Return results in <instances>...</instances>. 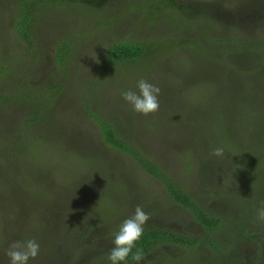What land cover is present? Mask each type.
I'll list each match as a JSON object with an SVG mask.
<instances>
[{
  "label": "rangeland",
  "instance_id": "1",
  "mask_svg": "<svg viewBox=\"0 0 264 264\" xmlns=\"http://www.w3.org/2000/svg\"><path fill=\"white\" fill-rule=\"evenodd\" d=\"M11 1L0 0V60H4L9 68L5 82L0 86V93L7 96L0 101V147L11 140L25 142H20L11 160L0 157V221L5 218L0 227L6 226L7 221L10 225L2 233L3 237L0 235L1 252L8 248L3 246L6 244L4 239L13 240L12 243L35 239L40 244V253L29 264H68L69 256H75L69 264H111L108 253L113 247L114 235L123 221L134 214L137 205L151 217L146 224L148 228L182 233L192 240L208 239L207 231L193 213L168 198L163 184L154 175L101 142L96 117L124 125L123 130H119L131 138L129 143L152 158L164 172L170 173L198 203L209 204L220 218L237 222L241 215H238V203L243 206L249 201L244 193L250 189L243 185L262 182L264 168L251 172L246 171L245 165L238 168V151H228L223 145L218 146L225 150L223 158L212 155L215 149L212 144L210 147L213 148L208 152L204 150L201 156L191 155L187 162L183 149L194 129L206 133H200L198 142L208 146L210 138L218 133L212 129L218 126L217 118L226 131L229 129L228 136L241 146L238 128L231 125L228 116L237 103H251L248 93L262 92V86L253 90L251 81L260 79L264 73L261 77L254 76L256 64L245 56L247 65L242 77L225 75V79H218L228 68L215 62L211 71L201 65L204 59L195 60L185 48H171L170 45L180 35L187 37L196 34L197 30L210 32L220 44L228 45L227 49L238 47L237 41H229L231 38L240 40L252 36L256 40L264 33V0H176L164 12L153 11L154 16L150 19L145 13L132 15L127 3L131 0L107 10L105 6L89 7L87 13L80 9L74 13L63 6L43 7L34 16L37 31L33 37L35 41L30 44L16 35L21 9ZM134 1L138 9L143 4L142 0ZM206 8L215 11L219 17L210 19L212 28L206 16L201 14V10L208 11ZM105 12L112 21L111 28L104 26L97 32L82 34L85 40L79 41L81 43L73 49L69 63L73 76L67 92H62L51 107L42 109L43 117L33 124L31 134L24 133V121L39 115L41 106L31 103V98V104L22 103L19 97L28 95L32 91L30 87L39 86L43 81L41 78L50 76V69L56 67L57 46L65 34L80 29L78 27L85 18L94 24L96 17H103ZM179 15L182 18L176 20ZM92 25L89 26L94 29ZM125 37L129 40H165L167 51L131 65L136 76H132L129 69L111 70L107 67L106 50L111 43L124 41ZM202 44L208 55L207 45ZM218 49L222 51L221 45ZM249 65L253 67L247 68ZM51 74V82L60 86L63 78ZM100 76L102 81H96ZM141 79L161 90L160 110L147 117L136 113L122 97L128 90L138 92L137 84ZM229 97L232 98L227 101ZM93 114L96 117H92ZM243 141L249 149L254 145L250 139ZM226 142L234 148L233 141ZM28 147H34L33 153L26 151ZM251 152L256 159L264 161V154L259 149H251ZM201 158L209 162L203 164ZM207 165L211 168L208 174L203 172ZM260 165L264 166V163ZM249 166L255 167L257 163L251 162ZM224 192L230 193L231 197L225 196ZM29 210L31 215L38 216L35 223L32 218L28 220L30 227L26 225ZM84 221H87L86 226ZM229 227L224 226L221 230V233L225 232L227 243L232 239ZM262 235L263 232L256 233L257 240L248 245L238 242L229 252L248 250L245 264H264ZM198 244L185 249L163 243L151 253L149 262L142 261L141 264H195L197 261L207 264L199 252L211 253V246L203 241ZM211 261L224 263L222 257L212 256ZM0 264H9V258L0 260Z\"/></svg>",
  "mask_w": 264,
  "mask_h": 264
},
{
  "label": "trees",
  "instance_id": "2",
  "mask_svg": "<svg viewBox=\"0 0 264 264\" xmlns=\"http://www.w3.org/2000/svg\"><path fill=\"white\" fill-rule=\"evenodd\" d=\"M14 1L15 4L17 3V5L20 6L21 9L20 11L21 14L18 16L16 22V35L30 44L31 42L35 41L33 37L37 31L36 28L37 25L35 23L34 16L38 12V10H40L43 7L56 8V6H63V8L71 9L72 12L74 13H76L78 9L82 10L84 13L85 12L87 13V10H90L89 7H94L98 9L100 7L105 6L107 10L109 8L111 9L123 5L121 3L128 0H12L11 2ZM142 1L143 4L140 6L139 9L136 4V1L131 0V3L127 2L129 3L128 9H130V11L133 13L132 15H134L135 17L140 16V14L142 13H145L144 14L145 17H148L149 19L152 16H154L153 11L155 13H158V11L164 12V10L169 8L172 3L176 2V0L175 1L142 0ZM117 3L118 5H116ZM177 5L178 4H176V7H178ZM259 5L262 6L261 4ZM193 9L195 10L196 8L194 7ZM137 10L139 12V15L137 14ZM183 14L186 13L183 12ZM183 14L181 15L182 17ZM201 14L203 16H206L205 19L210 23V28H212L213 25L210 19L219 18L217 13H215V11L213 10H208V11L201 10ZM172 15L174 16V13H172ZM181 16L179 15L178 17H176V20H179V17L182 18ZM86 19L87 18L83 19L84 23H81V25L78 27V28L81 27L80 29L65 34L63 36L62 42L59 43L57 46L56 58H54L56 67L52 71L50 69V72L58 77L63 78L61 79L63 81L61 82L60 86H56L54 85L55 83L51 82L50 78L52 77L51 76L52 74L50 73V76L47 75L41 78V81L42 80L43 81L40 83L39 86L30 87L32 91L29 92L28 95H25V97H19L22 103H29L30 101L29 98H31V103L41 106V107L38 106L39 108H41V111H39L40 112L39 115L33 116L32 119L30 118L31 120L27 118L24 121V126H23V129L25 131L24 133L31 134V132H33V126H34L33 124L35 122H38L39 119L43 117L42 115L44 112L42 111V109L44 110L45 108L51 107L53 103H56L55 102L56 99L58 100L62 92L63 94L67 92V88L71 84L72 76H73L72 70H69L70 69L69 63L70 61H72L71 56L73 54V49L77 47L79 43L84 42L85 40V37L82 34L85 32L91 33L94 30L97 32L98 29H100V27L105 28L104 26L111 28L112 25V21L106 12L103 17H100L99 19L96 17L94 24L90 21L88 22ZM89 25H92V27L95 28L92 29L90 28ZM209 33L210 32L207 31L204 32L197 30L196 34L195 33L190 34L187 37L186 36L182 37L180 35V37H178L175 42L172 41L173 45H170V47L171 48L183 47L185 48L186 51L190 53L188 54L192 56V58H194L195 60L204 59L205 61H202L201 65L204 64V67L211 71H212V67H214L212 66V64L214 65L215 62L221 63L220 67H223L224 69L228 68L229 74H225L226 72H228L225 70L222 73L223 75H221V77L218 76V79H223V78L225 79V75L226 77L228 75L233 78L234 76L242 77L241 75L243 74V70H244L243 68L245 65H247L245 63V56H249L252 63L256 64L254 66L255 67L254 71L256 75L254 76L261 77L263 75L264 33H262L260 37L256 40L252 36L251 37L245 36L240 38V40L238 38H237L238 40L231 38L229 41H234V43L235 41H237L238 47L236 49L232 47L227 49L229 47L228 45L220 44L219 43L220 40H216V38H212ZM135 39L136 40L133 39L129 40L128 38L125 37L124 41H117L111 43L108 46V49L106 50L107 52L106 55L108 59H106V61H108L107 67L109 69L114 71H116L117 69L119 70L129 69L131 71L130 69L131 65L134 66L135 64L142 63L143 61L151 60L155 58L157 55H159L160 52L167 51L166 49L167 42L165 40L149 41V40H143L145 38H135ZM203 42L207 45V48L210 51L208 55H206L205 51L203 50L204 49L202 44ZM220 45L222 47V51L218 49ZM226 52H228L229 54H227ZM223 58L225 59V61L223 60ZM230 61H233V64H231ZM251 67L253 66L251 65L247 66V68H251ZM8 69L9 68L7 66V63L4 60H0V86L2 82H5L4 76L8 71ZM131 74H133L132 76L137 75L136 72L134 71H131ZM96 81L99 82L102 81V76H100L98 80L96 79ZM251 86H253V90L256 88V86L258 88H260L261 86L264 88V75L258 80L251 81ZM19 91L23 93V90L20 89ZM3 95L4 94H2L1 92L0 101L1 99H6L7 96H3ZM247 96L250 98L249 102L251 103H247V101L241 104L237 103L236 105H234L235 108L232 107L233 113H231L228 116L229 119L231 118L230 119L231 125L233 127L235 126V128L236 127L238 128V134L240 136L238 135L237 137H239L240 140L242 139L241 146L238 145L239 142H234V139L231 138V136H228L227 133L229 129L226 131L225 125L221 123L222 121L219 118H217L216 121L218 122V126H215L212 129L218 130V133H216V136H212L210 138V142L208 146L207 145L205 146L203 143L198 142V138H200L199 136H201L200 133L206 134L201 129L200 130L198 129L199 131H196L194 129L192 133H190V136H188V144L185 143L184 149L183 146L180 147V150L183 149L186 154V157L184 159L185 162L190 160L189 157L191 155H193V157L197 155L201 156L200 153L204 152V150L208 152L211 148H213L210 147L213 144L215 148L218 147L219 145H223L228 151L237 150L238 155L236 157V165L238 166V168L241 167L242 165H245L246 171L248 172H251L253 169L258 170L264 168V166L260 165V163H264V161L256 159L253 153L251 152V149L252 151H254L257 148L260 150V153L264 154V89L262 90L261 93H254L253 95L248 93ZM231 98L232 97H229L227 101H229ZM92 117H96V115L93 114ZM63 118H64V114H63ZM95 119L98 121L100 125L99 137L101 142L104 145L108 146L110 149L112 150L115 149L116 151L123 153L127 157H130V159L134 160L143 171L154 175L157 178V180H159L163 184L165 193L168 196V198H170L175 203L180 204L183 208L193 213L197 222L208 233V239L203 238V240L202 239L192 240L188 236H185L182 233L178 234L170 231L148 228L145 226L144 235L141 241L138 242L137 244V248H143L144 250L145 259L143 262H149L151 260L150 259L151 253L159 246H161L163 243H172L175 244L176 246H183L185 247V249H187V248L199 246L198 243H201L203 241L204 243L211 246L212 249L211 253H205L203 251L199 252L200 256H203L202 258L207 262V264H214L211 261L212 256L222 257V259L224 260L223 264H245L246 253L248 250L244 252L240 251L238 253H230L229 250H232V247L237 246L238 242L239 245L240 243H245L248 245L249 242L257 240L255 239V234L259 232H263V235L260 237V239L262 242H264V221H260L257 219V210L261 207H264V180L262 182L260 181L255 182V183L260 182L261 183L260 185H255V183L254 184L245 183L243 185L250 189V191L244 193V197H246V199L249 201L247 202L246 205L243 206H241L240 202L238 203L239 204L238 215L239 214L241 215L236 223H234L230 219H226V218L222 219L215 213V210H211V206L209 204L206 205L204 203L201 204L198 203L196 198L188 194L185 190L182 189L180 185H178V183H176V181L170 175V173L164 172L159 166L156 165V163L152 160V158L143 154L139 149H137V147L131 145L129 143V140H131V138L125 135V133L120 132L119 130V129L123 130L124 125L122 124L119 125V122H111L108 119L104 120L102 117H96ZM29 127L30 129H27ZM204 129L205 127L203 128V130ZM210 131H208L209 136H210ZM193 132H197V134L193 135L195 134ZM244 138L246 139V142L247 139H250L252 144H254L250 149L243 144ZM228 140L234 142L233 149H231L227 144L226 141ZM21 141H23V143L25 142L24 140L19 141L16 139V140H11L10 142H6L7 144L3 143V145L0 147V157H4L5 160L7 161L11 160L14 151L17 150L18 145L20 144ZM90 144L93 146L94 141H92V143L90 142ZM200 146H202L203 148H199ZM33 150L34 147H28L26 149V151L27 152L29 151L30 153H33ZM201 159L203 160V158ZM207 162L209 161L205 162L203 160V164ZM251 162H256L257 166L250 167L249 164ZM247 167L250 168H248L247 170ZM210 169H211L210 165H207L206 169H204L203 172L208 174ZM240 188H244V187H240ZM223 194H225L226 196L228 193L224 192ZM235 200L237 199L235 198ZM27 213H29V215L26 221V225L30 227L28 220L32 218L35 223L38 216H33L34 214L31 215L30 210ZM36 214L37 213H35V215ZM220 214H222L221 211ZM49 216L52 219L54 217L51 214ZM233 217H235V215H233ZM2 218L3 221H0V223L5 221V218L4 217ZM87 218L89 219L90 216ZM85 223H87V221H84V225L86 226ZM224 226L227 227L230 226L229 230H231L230 234L232 239L230 240L229 243H227V241L225 242V237H224L225 232L221 233V230L222 228H224ZM8 227H10L8 221L6 222V226L2 225L0 227V228H4L3 230L0 231V235H2V237H3L2 233L6 229H8ZM12 232L14 233L13 230ZM82 237L84 238V236ZM0 240H2L1 237ZM232 240L233 242L231 243ZM3 241L6 242L7 244V245L4 244L3 246L9 247L13 240L9 241L4 239ZM133 252H135V249H133ZM5 253L6 252H1L0 250V260L6 259L7 255ZM74 258L75 256L72 257L69 256L67 260L68 264L70 263V261L72 263ZM123 264H135V262L131 260V257H129L128 261L123 262ZM195 264H199L198 261Z\"/></svg>",
  "mask_w": 264,
  "mask_h": 264
},
{
  "label": "clouds",
  "instance_id": "3",
  "mask_svg": "<svg viewBox=\"0 0 264 264\" xmlns=\"http://www.w3.org/2000/svg\"><path fill=\"white\" fill-rule=\"evenodd\" d=\"M137 87L138 92L125 91L122 93L123 99L132 106L133 110L145 117L156 114L160 110L159 95L160 88L146 80H139ZM212 155L223 158L225 150L223 147H217L213 150ZM142 206L137 205L134 214L123 221L119 231L114 235L112 240L113 247L108 253V260L111 264H123L129 257L135 264H141L144 261L143 248H137L138 242L144 235V228L150 220ZM257 219L264 221V207L257 210ZM135 249V252H133ZM40 253V244L35 239L26 241H14L6 250L9 258V264H29L30 260L38 258Z\"/></svg>",
  "mask_w": 264,
  "mask_h": 264
}]
</instances>
